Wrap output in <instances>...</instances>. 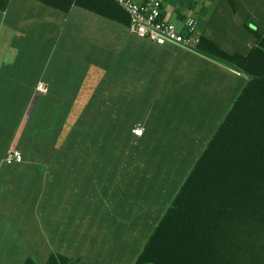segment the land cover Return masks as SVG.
<instances>
[{"label":"crops","instance_id":"1","mask_svg":"<svg viewBox=\"0 0 264 264\" xmlns=\"http://www.w3.org/2000/svg\"><path fill=\"white\" fill-rule=\"evenodd\" d=\"M66 1L0 7V264H134L249 78L225 54L264 48V0H160L193 51Z\"/></svg>","mask_w":264,"mask_h":264},{"label":"trees","instance_id":"2","mask_svg":"<svg viewBox=\"0 0 264 264\" xmlns=\"http://www.w3.org/2000/svg\"><path fill=\"white\" fill-rule=\"evenodd\" d=\"M72 3L117 21H131L114 0L56 5L68 10ZM7 4L0 0V7ZM225 56L249 78L134 264H264V48L258 45L245 56ZM94 105L89 102L87 108ZM48 264L77 263L52 257Z\"/></svg>","mask_w":264,"mask_h":264},{"label":"built area","instance_id":"3","mask_svg":"<svg viewBox=\"0 0 264 264\" xmlns=\"http://www.w3.org/2000/svg\"><path fill=\"white\" fill-rule=\"evenodd\" d=\"M130 16V30L139 37L147 38L158 45L172 44L193 51L200 39L197 23L194 18L184 20L183 29H178L172 22L162 18V4L160 0H114ZM264 32V28H263ZM35 92L45 94L48 86L39 82ZM142 126L133 129V134L140 136ZM5 162H20L21 152L10 147L5 156Z\"/></svg>","mask_w":264,"mask_h":264}]
</instances>
